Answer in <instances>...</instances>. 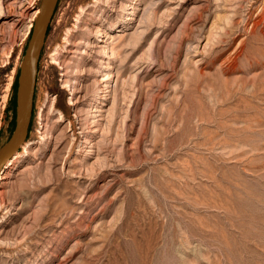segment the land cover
Segmentation results:
<instances>
[{
	"label": "rangeland",
	"instance_id": "374dc122",
	"mask_svg": "<svg viewBox=\"0 0 264 264\" xmlns=\"http://www.w3.org/2000/svg\"><path fill=\"white\" fill-rule=\"evenodd\" d=\"M40 1L0 0V146ZM58 5L0 264H264V0Z\"/></svg>",
	"mask_w": 264,
	"mask_h": 264
},
{
	"label": "water",
	"instance_id": "95a60500",
	"mask_svg": "<svg viewBox=\"0 0 264 264\" xmlns=\"http://www.w3.org/2000/svg\"><path fill=\"white\" fill-rule=\"evenodd\" d=\"M59 0H41L31 29L26 49L20 63L15 98L14 123L0 146V174L25 145L31 126L39 61L45 46ZM12 115L9 117L7 128Z\"/></svg>",
	"mask_w": 264,
	"mask_h": 264
},
{
	"label": "trees",
	"instance_id": "16d2710c",
	"mask_svg": "<svg viewBox=\"0 0 264 264\" xmlns=\"http://www.w3.org/2000/svg\"><path fill=\"white\" fill-rule=\"evenodd\" d=\"M49 29H50V27H49ZM48 32H49V31H48ZM18 75H19V74H18ZM18 75H17V78H16L15 83H14L15 87H17V85H18ZM11 109H12V117H11V120H10L9 125H8V129H9L10 131H11V129H12V127H13V123H14L15 100L13 101V105H12ZM33 114H34V110H33ZM31 124H32V121H31ZM2 129H3V128H2Z\"/></svg>",
	"mask_w": 264,
	"mask_h": 264
},
{
	"label": "bare ground",
	"instance_id": "6f19581e",
	"mask_svg": "<svg viewBox=\"0 0 264 264\" xmlns=\"http://www.w3.org/2000/svg\"><path fill=\"white\" fill-rule=\"evenodd\" d=\"M38 11H40L39 9H37L36 11H35V14H37L38 13Z\"/></svg>",
	"mask_w": 264,
	"mask_h": 264
}]
</instances>
